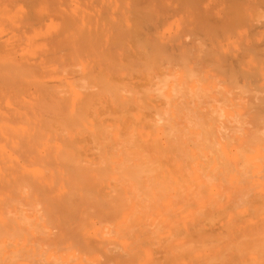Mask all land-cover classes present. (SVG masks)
<instances>
[{"label": "bare ground", "instance_id": "obj_1", "mask_svg": "<svg viewBox=\"0 0 264 264\" xmlns=\"http://www.w3.org/2000/svg\"><path fill=\"white\" fill-rule=\"evenodd\" d=\"M260 208L264 0H0V264H264Z\"/></svg>", "mask_w": 264, "mask_h": 264}, {"label": "rangeland", "instance_id": "obj_2", "mask_svg": "<svg viewBox=\"0 0 264 264\" xmlns=\"http://www.w3.org/2000/svg\"><path fill=\"white\" fill-rule=\"evenodd\" d=\"M218 78H219V77H218ZM215 80H216V82L219 81V80H217V77H215V78H211V79H210L211 82H214ZM203 81H205V80H203ZM216 82H214V83H216ZM216 85H217V83H216ZM219 86H220V85H219ZM219 86H218V89H220V88L222 87V85H221L220 88H219ZM241 89H242V88H241ZM220 90H222V88H221ZM233 90H235V89H233ZM233 90H232V91H233ZM237 90H238V91H237ZM236 91L239 92V93H237L238 95L242 92V91L239 90L238 88L235 90V92H236ZM240 91H241V92H240ZM233 92H234V91H233ZM235 92H234V93H235ZM243 92H245V91L243 90ZM243 92L241 93L242 95H241V94L239 95L241 98L238 96V98L240 99V102L238 101L239 99H237V100L235 99V101H237L239 104H240V103H244V104H243V105L240 104V106H241V105H242V106H241V107H240V106L238 107L239 104H237V102H236L235 104H237V105H236V106L234 105L235 108H234L233 105H231L232 108H234V109H241V108L244 107L245 105H246L245 107H248L249 105L252 106V103L250 104V102H247L248 99H246V98H242V97H244V96H243ZM217 93H219V90H218ZM234 93H232V94H234ZM246 93H247V92H246ZM246 93H245V94H246ZM219 94L221 95V93H219ZM229 94H231V93H229ZM249 95H250V94H248V96H249ZM257 95H258V93H257ZM259 95H260V94H259ZM246 96H247V95H246ZM222 97H224V95H223V96H222V95L219 96L220 101L222 100ZM224 98H225V97H224ZM224 98H223V100H222L221 102L224 101ZM241 99H242L243 101H244V100H246V101H245V102H242ZM225 100H226V99H225ZM220 101L218 100V103H217V101H216V103H217L216 105H219V104H220V107H222V105H226V106L228 105V103H227L228 100H226L227 102L224 101L225 103L223 102L222 104L220 103ZM226 103H227V104H226ZM247 103H248V105H247ZM184 107H185V105H184ZM245 107H244V108H245ZM211 108H212V107H211ZM244 108H243V109H244ZM214 114H215V113H214ZM214 114H213V115H214ZM194 115H195V114H194ZM206 115H207V114H206ZM206 115H205V117H203L204 115H203V116H196V118L199 117V119H200V117H203V119H204V118L206 119L210 114L207 115V117H206ZM211 116H212V115H211ZM216 116H217V115H216ZM212 117H213V120L216 118V117H214V116H212ZM212 117H208V120H209V118H212ZM219 118H220V117H219ZM201 119H202V118H201ZM205 119H204V121H205ZM206 120H207V119H206ZM211 120H212V119H211ZM243 121H244V120H243ZM262 209H263V208H260V210H262ZM263 210H264V209H263ZM261 212H262V211H261ZM97 225H98V224H97ZM262 227H263V226H262ZM260 229H262V228L260 227ZM263 229H264V227H263ZM260 231H262V230H260ZM260 231H258V232H260ZM256 233H257V231H256ZM254 234H255V231H254Z\"/></svg>", "mask_w": 264, "mask_h": 264}]
</instances>
